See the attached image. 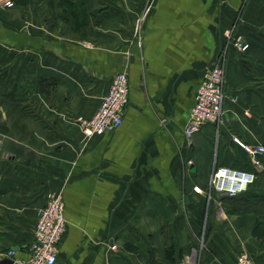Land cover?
<instances>
[{
	"label": "crops",
	"instance_id": "1",
	"mask_svg": "<svg viewBox=\"0 0 264 264\" xmlns=\"http://www.w3.org/2000/svg\"><path fill=\"white\" fill-rule=\"evenodd\" d=\"M2 1L0 257L27 255L37 208L59 189L54 264H235L241 248L264 264L256 215L225 212L208 189L214 166L249 159L234 137L264 145V0H83L81 37L52 0ZM230 26L248 47L225 52L222 119L187 139L200 70ZM120 70V124L85 138L73 118L91 115ZM259 159L246 196L264 191Z\"/></svg>",
	"mask_w": 264,
	"mask_h": 264
},
{
	"label": "built area",
	"instance_id": "2",
	"mask_svg": "<svg viewBox=\"0 0 264 264\" xmlns=\"http://www.w3.org/2000/svg\"><path fill=\"white\" fill-rule=\"evenodd\" d=\"M4 6H11L12 0H3ZM146 9L148 6H145ZM227 36V31H225ZM238 51H244L248 46L239 37L231 42ZM226 43L220 48L213 62L204 65L200 70V80L194 88L192 105L182 127L185 138H190L202 123L210 121L218 123L221 117L223 89V65ZM127 78L124 70H120L110 77V80L99 96L97 108L89 116L77 114L73 121L81 131L82 136L89 138L92 134H100L111 130L120 124L124 105L127 101ZM234 140L249 154L252 166H260V154L264 152V145H245L236 137ZM188 161V160H186ZM208 179L209 191L234 196L245 191L255 178L252 169L231 167L227 165L214 166ZM45 202L37 209L31 239L27 246L25 257L17 256L12 247L7 248L3 256L9 258L13 264H54L57 244L65 229L64 208L62 194L59 189L47 193ZM109 247H113L110 244ZM235 264H254L247 251L239 249L235 256Z\"/></svg>",
	"mask_w": 264,
	"mask_h": 264
},
{
	"label": "trees",
	"instance_id": "3",
	"mask_svg": "<svg viewBox=\"0 0 264 264\" xmlns=\"http://www.w3.org/2000/svg\"><path fill=\"white\" fill-rule=\"evenodd\" d=\"M25 3L27 0H15ZM55 4L62 11V19L69 23L73 30L81 37L84 33L85 26L88 22L89 11L85 8L83 0H54ZM241 147V146H240ZM242 148V147H241ZM240 168L249 169L248 165L239 166ZM246 191V190H245ZM245 191L229 196L221 194L220 202L227 213H254L256 219L251 230L255 236L264 238V191L245 195ZM170 250H165L167 254ZM173 261V259H170ZM181 264H189L182 262Z\"/></svg>",
	"mask_w": 264,
	"mask_h": 264
},
{
	"label": "rangeland",
	"instance_id": "4",
	"mask_svg": "<svg viewBox=\"0 0 264 264\" xmlns=\"http://www.w3.org/2000/svg\"><path fill=\"white\" fill-rule=\"evenodd\" d=\"M54 0H52V2H53ZM232 28H233V26H230V28H228V29H226L225 31H227L228 33H227V36H223V38L221 39V41H220V47H223L224 46V44L226 43L227 45H225L227 48H229L230 46H233V44L231 43L233 40H234V38L235 37H239L240 38V40L241 41H245V42H247L240 34H239V32H233L232 31ZM239 160H240V162L244 165H248V163L250 162L249 161V159L247 158V156L246 157H244V156H241V157H239L238 158ZM235 166H238V164L237 165H235ZM248 189V188H247ZM246 189V190H247ZM194 256V255H193ZM193 256H191L190 258L193 260ZM193 262H194V260H193ZM190 264V263H189Z\"/></svg>",
	"mask_w": 264,
	"mask_h": 264
},
{
	"label": "water",
	"instance_id": "5",
	"mask_svg": "<svg viewBox=\"0 0 264 264\" xmlns=\"http://www.w3.org/2000/svg\"><path fill=\"white\" fill-rule=\"evenodd\" d=\"M189 155H190V151L188 150L185 156L186 160L189 159ZM0 264H13V263H11V260L9 258L3 256V257H0Z\"/></svg>",
	"mask_w": 264,
	"mask_h": 264
}]
</instances>
